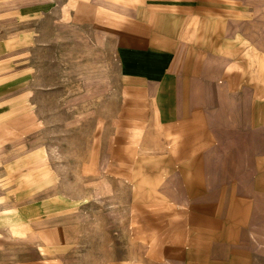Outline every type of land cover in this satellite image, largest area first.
I'll return each mask as SVG.
<instances>
[{
  "label": "crops",
  "instance_id": "1",
  "mask_svg": "<svg viewBox=\"0 0 264 264\" xmlns=\"http://www.w3.org/2000/svg\"><path fill=\"white\" fill-rule=\"evenodd\" d=\"M63 32L118 64L82 173L126 200L128 264H264V0H0V78ZM27 194L0 186V241L41 238Z\"/></svg>",
  "mask_w": 264,
  "mask_h": 264
},
{
  "label": "rangeland",
  "instance_id": "2",
  "mask_svg": "<svg viewBox=\"0 0 264 264\" xmlns=\"http://www.w3.org/2000/svg\"><path fill=\"white\" fill-rule=\"evenodd\" d=\"M72 40L63 32L55 45L33 47L26 51L25 70L14 66L0 78V117L28 114L25 129L2 146L9 144L0 154V186L10 194L33 190L19 204L26 216L42 217L39 241L29 222L24 237L8 234L0 241V264L135 261L126 200L115 193L117 186L82 173L96 116L117 91L118 64L103 48L98 58L95 49L82 51Z\"/></svg>",
  "mask_w": 264,
  "mask_h": 264
}]
</instances>
